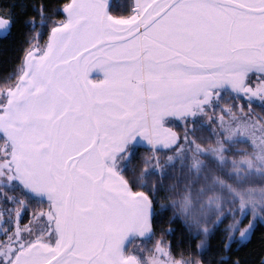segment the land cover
<instances>
[{"label":"snow or ice","instance_id":"obj_1","mask_svg":"<svg viewBox=\"0 0 264 264\" xmlns=\"http://www.w3.org/2000/svg\"><path fill=\"white\" fill-rule=\"evenodd\" d=\"M17 25L31 35L0 74V264H264V232L246 250L264 136L244 113L264 109V0L0 3V31Z\"/></svg>","mask_w":264,"mask_h":264},{"label":"trees","instance_id":"obj_2","mask_svg":"<svg viewBox=\"0 0 264 264\" xmlns=\"http://www.w3.org/2000/svg\"><path fill=\"white\" fill-rule=\"evenodd\" d=\"M6 2L7 0H0V3H6ZM30 35L31 33L25 27L21 25H17L13 27L8 32L0 33V74H3L4 72L10 71L12 69L13 65L15 64V62L17 61V59L19 58L21 54V50H22L25 40L29 38ZM240 147L243 151H246V152L251 150L248 144H242L240 145ZM178 162L179 161L177 160V163ZM132 166L138 168L139 160L134 161ZM254 173L255 172H252L251 176L257 188L259 189L260 187H264V178H261ZM151 178L153 177L150 176V179ZM173 182L174 180L171 177L169 176L164 177L165 185L171 184ZM165 203H168V201H165ZM246 221L247 219L243 221L242 225ZM226 223L228 222L225 221V224ZM223 228H224V225H220L219 228L217 229L215 236H213L212 238L211 243L214 247L220 243V238L223 235ZM262 232H264V226L258 224L255 232L253 233L251 242L247 244L246 250L252 251L253 254H255L259 250V236ZM181 237L182 235L177 238H172V239L180 240ZM156 238L164 239V240L168 239L167 236H163L159 232V229L157 230ZM137 243L138 242L133 241L131 244V247L135 248L137 246ZM152 243L153 242L151 241L148 242L147 247L150 248L152 246ZM150 254H151L150 252H147V251L145 252V255H150ZM213 264H215V262H213Z\"/></svg>","mask_w":264,"mask_h":264},{"label":"rangeland","instance_id":"obj_3","mask_svg":"<svg viewBox=\"0 0 264 264\" xmlns=\"http://www.w3.org/2000/svg\"><path fill=\"white\" fill-rule=\"evenodd\" d=\"M1 32H3V31H0V33H1ZM3 33H4V32H3ZM245 115H246V114H245ZM251 118H252V120H253L257 125L260 126L259 129H258V131H257V136H264V121H262V122L260 123V122H258L255 118H253L252 116H251ZM248 145H249V144H248ZM254 174H256V173H254ZM256 175H257V174H256ZM258 190H259V189H258ZM167 213H169V215H170V210H169L168 212H165L164 214H167ZM173 224H174V226L178 224V230H177V231H179V233L176 234V232H175V234L173 235V237H171V239H172V238H177V237L181 236V235L184 233V231H185L184 226H183V228H182V224L180 223L179 220L175 221ZM246 224H247V221H246L243 225L241 224V227H243V226L246 225ZM193 227H195V225H194ZM150 255H151V254H150ZM150 255H147V256H150Z\"/></svg>","mask_w":264,"mask_h":264},{"label":"flooded vegetation","instance_id":"obj_4","mask_svg":"<svg viewBox=\"0 0 264 264\" xmlns=\"http://www.w3.org/2000/svg\"><path fill=\"white\" fill-rule=\"evenodd\" d=\"M231 103V101H228ZM244 113L247 115L248 113H251V116L255 118L258 122L264 121V109H261L257 105L253 104L251 107L245 108ZM259 118V119H258ZM147 256V255H145Z\"/></svg>","mask_w":264,"mask_h":264},{"label":"built area","instance_id":"obj_5","mask_svg":"<svg viewBox=\"0 0 264 264\" xmlns=\"http://www.w3.org/2000/svg\"><path fill=\"white\" fill-rule=\"evenodd\" d=\"M169 216V213H167V214H163V219L164 220H166L167 219V217ZM181 223V222H180ZM182 224V223H181ZM173 227L175 228V232H176V234H178L179 233V231H177L178 230V224L177 225H175L174 226V224H173ZM182 228H183V224H182Z\"/></svg>","mask_w":264,"mask_h":264},{"label":"water","instance_id":"obj_6","mask_svg":"<svg viewBox=\"0 0 264 264\" xmlns=\"http://www.w3.org/2000/svg\"><path fill=\"white\" fill-rule=\"evenodd\" d=\"M92 75H93V77H95L97 75V73L94 72Z\"/></svg>","mask_w":264,"mask_h":264}]
</instances>
